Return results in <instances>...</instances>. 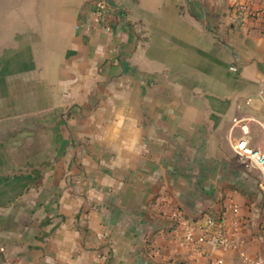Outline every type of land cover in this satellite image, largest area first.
<instances>
[{"label": "crops", "instance_id": "crops-1", "mask_svg": "<svg viewBox=\"0 0 264 264\" xmlns=\"http://www.w3.org/2000/svg\"><path fill=\"white\" fill-rule=\"evenodd\" d=\"M93 11L0 0V264H264L261 172L233 147L264 153V0ZM171 204L235 248L183 243Z\"/></svg>", "mask_w": 264, "mask_h": 264}, {"label": "built area", "instance_id": "built-area-1", "mask_svg": "<svg viewBox=\"0 0 264 264\" xmlns=\"http://www.w3.org/2000/svg\"><path fill=\"white\" fill-rule=\"evenodd\" d=\"M94 9V19L98 23H106L107 10L109 0H90ZM233 12L237 17L247 18L255 16L256 12L248 4H235ZM107 29L110 27L105 25ZM231 70H237L236 66H231ZM261 97L264 101V90L261 91ZM243 129L246 126L243 125ZM234 150L241 156L248 159L251 163L256 165L261 172V189L264 197V153L258 149L250 147L244 139H238L233 144ZM164 202L170 203L167 197L163 199ZM170 226L183 227L182 242L189 245L195 251H199L201 245L206 241L212 240L223 251H228L235 248L236 242L234 233H225L223 231L215 230L219 225V219L211 214H205L197 219H191L186 216L183 209L179 205H170ZM234 213H237L238 208H232ZM4 250V249H2ZM242 259L245 264H263V260L242 254ZM215 263L220 264L222 260H216ZM4 264H13L10 260H5ZM96 264H109L107 256L102 255Z\"/></svg>", "mask_w": 264, "mask_h": 264}]
</instances>
